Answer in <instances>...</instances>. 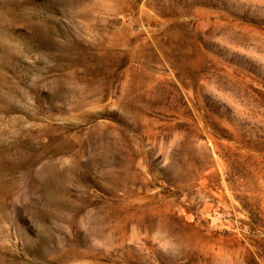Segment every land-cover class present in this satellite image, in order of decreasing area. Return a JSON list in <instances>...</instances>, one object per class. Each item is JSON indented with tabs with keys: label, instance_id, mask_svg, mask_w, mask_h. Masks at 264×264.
<instances>
[{
	"label": "rangeland",
	"instance_id": "374dc122",
	"mask_svg": "<svg viewBox=\"0 0 264 264\" xmlns=\"http://www.w3.org/2000/svg\"><path fill=\"white\" fill-rule=\"evenodd\" d=\"M0 264H264V0H0Z\"/></svg>",
	"mask_w": 264,
	"mask_h": 264
}]
</instances>
